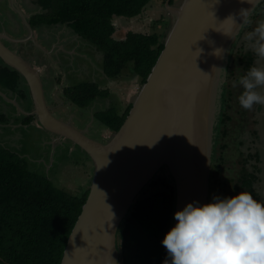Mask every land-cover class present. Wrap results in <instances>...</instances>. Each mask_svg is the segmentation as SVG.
Segmentation results:
<instances>
[{"label": "water", "instance_id": "obj_1", "mask_svg": "<svg viewBox=\"0 0 264 264\" xmlns=\"http://www.w3.org/2000/svg\"><path fill=\"white\" fill-rule=\"evenodd\" d=\"M262 3L182 0L171 5L167 0L172 24L165 49L132 100L124 125L107 143L53 114L40 70L7 47L3 39H9L0 33V59L29 89L33 111L22 113L33 116L57 141H70L95 166L90 194L61 264H121L122 224L164 168L176 187L175 213L194 201L210 202L224 71L247 21ZM217 49L223 58L214 54ZM176 223L173 219V227Z\"/></svg>", "mask_w": 264, "mask_h": 264}, {"label": "trees", "instance_id": "obj_2", "mask_svg": "<svg viewBox=\"0 0 264 264\" xmlns=\"http://www.w3.org/2000/svg\"><path fill=\"white\" fill-rule=\"evenodd\" d=\"M39 2L47 13L35 16V25L69 24L75 33L105 54V74L111 80L119 79L130 66L142 87L165 49V39L171 24L163 13L152 27H167L169 30L164 35L157 33V30L149 35L128 32L125 40L119 41L114 38L116 27L113 21L115 18L128 21L142 18L155 4L165 7L167 0ZM174 4L175 0H171V5ZM166 20H169V25L165 24ZM237 61L243 67L244 76L255 66L256 54L250 51L240 55ZM21 79L15 70L7 66L0 68L2 88L18 94L25 105L30 94L21 89ZM64 95L75 107L86 111L99 100L109 98L110 92L95 83H82L67 88ZM29 103L26 106H29L28 112H32V102ZM115 107L111 105L94 113L95 119L113 133H117L124 125L132 104L123 114L117 112ZM23 116L25 120L22 127L25 131L35 118ZM6 121L5 114L0 116V122ZM253 159L259 163V154L254 157L249 155L244 162L246 166ZM257 172L260 171L256 169V172H249L245 167L241 171V178L234 182L232 196L246 191L259 201L260 195L255 188L259 181ZM151 184L158 190L151 194L142 192L143 197L131 208L119 231L121 264H163L167 258L162 241L173 227L176 187L173 179L167 177ZM89 194L90 190L75 196L60 189L50 178L31 168L24 155L0 142V264H61Z\"/></svg>", "mask_w": 264, "mask_h": 264}, {"label": "rangeland", "instance_id": "obj_3", "mask_svg": "<svg viewBox=\"0 0 264 264\" xmlns=\"http://www.w3.org/2000/svg\"><path fill=\"white\" fill-rule=\"evenodd\" d=\"M181 1L182 0H175V4ZM161 13H163V15L170 20V24H172L171 16L166 8L155 4L154 7L148 11V14L142 18H137L132 21H127L125 18L123 20L117 19L114 22L116 27L114 38L119 41L125 40L128 32L149 35L157 30V33L161 35L166 34L169 30L166 29L167 27L165 28V26H162L157 29L152 27L154 21L160 18ZM169 20L165 21L166 25H169ZM262 23H264V3L256 9L247 21L243 32L232 50L228 65L224 71L225 82L222 85L224 92H222L223 96L220 104L221 113L218 115V125L215 132L216 139L211 174V201L214 196L230 197L233 195L232 186L236 184L234 181L238 182L237 180L241 178L240 172L243 167L246 166L244 163L246 152L255 154L257 150V153L261 156V162L264 160V104L254 105L252 110L243 109L239 103V97L244 89L238 84L233 86V83L243 76V67L239 64L237 59L240 55L250 51L254 52L253 45L255 41L250 40L248 37ZM1 28H3V26L0 25V29ZM4 41L6 44H10V41ZM23 57L26 60L28 59L26 56ZM256 58L255 67H264V58L258 57L257 55ZM86 63L92 68V62L90 60ZM130 68L129 66L117 80H111L109 82L101 81L100 86H104L102 89L110 92V97L105 100V105H95V107L93 106L86 111H81L75 107L64 95L65 90L77 86L79 80L74 77H70L69 80H66L63 71L52 69L51 73H53L55 80L49 79L50 81L47 80V83L50 87L53 86L55 92L51 98H47L48 105L53 110V114L60 120L64 122L72 120V124L75 128L79 130L87 129L92 139L101 143H107L114 133L100 124V122L95 119L94 113L98 110L105 109L107 104L109 106L116 105L115 110L117 112L120 111V114L125 112L141 89L138 77L132 73ZM86 82L98 85V83L90 79L84 81V83ZM258 91L264 95V87H261ZM23 107L25 110L29 109L27 106ZM3 114L8 117L7 113L4 111L0 113V116ZM23 115L24 114L17 112L15 118L19 122H23L25 120V116ZM224 116H229L231 121L228 122L227 119L224 120ZM33 124H35V126L37 125L36 122ZM226 125L228 127H225ZM20 128L16 130L15 127H9L8 131L5 129L7 135L9 133L14 135V137H12L13 144H11L9 136H0V141L6 143L8 146L12 145L11 147L18 154L26 157L31 168L40 175L50 178L57 187L65 190L67 193L80 196L90 190L95 173V166L91 158L85 152L75 147L70 141H67L64 145H60V141H57L56 138L54 139L51 134L43 132L40 129L37 130V127L35 128L33 125L25 131L24 128ZM225 128L228 131L227 137H224L223 131ZM21 133L22 135H20ZM257 133L259 139H256V137L258 138ZM252 144H256V146L260 145L259 149H256ZM225 145H228L227 150L224 148L226 147ZM242 153L243 158L241 157ZM222 155H224L223 159L225 162L219 169L218 167ZM250 163L251 161L246 168L252 171L249 165ZM257 173L259 181L255 184V188L260 195L259 201L264 202V172ZM162 177H167L172 180L169 171L164 168L155 177L153 182L158 181ZM157 190L158 188L153 187L150 183L144 189L143 193L151 194ZM142 197L141 194L139 198Z\"/></svg>", "mask_w": 264, "mask_h": 264}, {"label": "clouds", "instance_id": "obj_4", "mask_svg": "<svg viewBox=\"0 0 264 264\" xmlns=\"http://www.w3.org/2000/svg\"><path fill=\"white\" fill-rule=\"evenodd\" d=\"M248 38L255 41V54L264 58V23ZM214 54L223 58L219 49ZM237 84L244 89L239 97L243 109L264 104L258 91L264 87V67H251ZM174 219L177 223L162 241L167 250L163 264H264V202L250 192L188 203Z\"/></svg>", "mask_w": 264, "mask_h": 264}, {"label": "crops", "instance_id": "obj_5", "mask_svg": "<svg viewBox=\"0 0 264 264\" xmlns=\"http://www.w3.org/2000/svg\"><path fill=\"white\" fill-rule=\"evenodd\" d=\"M37 13H47V11L41 7L39 0H0V18H5V20L10 23L11 29V35L6 33L4 34L9 39L10 43L14 45V49L18 48V53H20L22 56L28 57L27 60L33 62L34 65L40 70L44 86L46 87L45 93L48 99L51 98L55 92L53 86L50 87L47 83V80L49 79L55 80L53 73H51L52 69L63 71L66 80H69L70 77L76 78L79 80V83H77L78 85L84 83V81L88 79L95 81L99 86L101 81H111V79H109L105 74V54L101 50H99L91 42L85 40L75 33L69 24L50 26L45 25L33 29L30 26L28 19ZM117 19L123 20V18H115L113 23ZM5 40L7 39L5 38ZM89 60L92 62L91 66L93 69L86 63ZM102 87L104 86L101 85L100 88L102 89ZM21 89L25 92L27 91V93L29 92V89L25 85L24 81L21 84ZM105 100H99L94 104V107L95 105H105ZM30 101L31 98L30 95H28L27 101L24 105L18 94L12 93L5 89L0 90V113L4 111L8 116L5 123H0V136H9L11 144H13L12 137H14V135L10 133L7 135L5 133V129L8 131L9 127H15L16 130H19L20 127L23 128L22 122H19L15 116L17 115V112H20V114L22 112L28 113V110H25L23 106H26ZM108 106L109 105L107 104L105 107ZM27 108H29V106ZM223 119H228V122L231 121L229 116H224ZM33 123L32 125L35 128L37 127V130L41 129L39 125L35 126ZM26 127L27 129L30 128V126ZM225 127L228 126L226 125ZM223 132L224 137H227L228 131L226 128ZM20 135H22V133ZM252 145L256 147L255 144ZM227 149L228 147L225 148V150ZM256 154L257 150L255 154L246 152V155L244 156V162L249 157V155L254 157ZM242 155L243 153L241 154V157ZM223 156L224 155H222V159L220 160L218 167L219 169L221 168V165H224L223 163L225 162ZM249 165L252 168V171H249L248 169L249 172H256V169L262 173L264 172V160L261 162V156L259 163L255 159L251 161ZM245 167H248V165L244 166L241 171H243ZM233 188L234 186H232V189Z\"/></svg>", "mask_w": 264, "mask_h": 264}, {"label": "flooded vegetation", "instance_id": "obj_6", "mask_svg": "<svg viewBox=\"0 0 264 264\" xmlns=\"http://www.w3.org/2000/svg\"><path fill=\"white\" fill-rule=\"evenodd\" d=\"M40 5H41V4H40ZM41 7H42V6H41ZM42 8H43V7H42ZM40 14H42V13L34 14L32 17H30V18L28 19V22H29L30 26H31L33 29H35V28H37V27L45 26V25H43V24H42V25H35L34 17L37 16V15H40ZM0 25L3 26V28L0 29V33H6V34H8V35H11L10 23H9L8 21H6L5 18H0ZM1 31H2V32H1ZM4 40H5V39H3V42H4V44H5L7 47L13 49V50L16 51V52H19V49H18V48H17V49H16V48L14 49V45H13V44H11V43H10V44H9V43L6 44ZM6 41H9V40H6ZM256 60H257V58H256ZM255 62H256V61H255ZM3 66H5V64H4L3 61L0 59V68L3 67ZM21 81H22V83H23L24 80L21 79ZM24 82H25V81H24ZM22 83H21V84H22ZM25 85H26V83H25ZM26 86H27V85H26ZM1 89H3V88H2V86H1V84H0V90H1ZM45 89H46V87H45ZM34 122H36V124L39 125V123H37V121H34ZM72 126L74 127L73 124H72ZM76 129H77V128H76ZM44 132H46V131L44 130ZM257 136H258V133H257ZM53 138L55 139L56 137L53 136ZM256 139H259V136H258V138L256 137ZM256 141H257V140H256ZM66 143H67V141H65V140H62V141L59 142L60 145H62V144L64 145V144H66ZM257 143H258V142H257ZM255 146H256V144H255ZM259 146H260V145H257V146H256V149H259Z\"/></svg>", "mask_w": 264, "mask_h": 264}]
</instances>
